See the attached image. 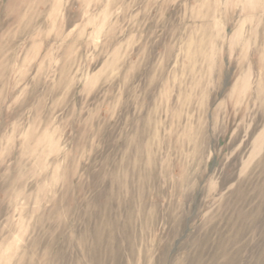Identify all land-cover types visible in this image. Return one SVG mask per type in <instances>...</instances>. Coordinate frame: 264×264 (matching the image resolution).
<instances>
[{"label": "rangeland", "instance_id": "rangeland-1", "mask_svg": "<svg viewBox=\"0 0 264 264\" xmlns=\"http://www.w3.org/2000/svg\"><path fill=\"white\" fill-rule=\"evenodd\" d=\"M0 264H264V0H0Z\"/></svg>", "mask_w": 264, "mask_h": 264}]
</instances>
